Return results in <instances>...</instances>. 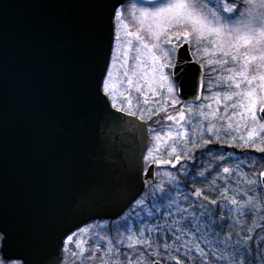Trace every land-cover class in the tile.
I'll return each mask as SVG.
<instances>
[{
  "label": "snow or ice",
  "instance_id": "obj_1",
  "mask_svg": "<svg viewBox=\"0 0 264 264\" xmlns=\"http://www.w3.org/2000/svg\"><path fill=\"white\" fill-rule=\"evenodd\" d=\"M123 3L124 0H99L96 5L107 10L109 46L105 51L102 20L98 21L90 97L107 121L131 124L137 136H150L144 163L149 168H175L182 157L191 158L194 148L213 142L212 137H204V132L215 134L217 123L233 140L264 153V0H244L243 6L236 0H217L216 4L210 0H153L150 8L131 5V24ZM185 45L199 56L195 61L197 76L201 72L209 74V94L203 95L205 84L200 80V94L193 103L176 115L167 114L169 108L184 104L177 91L178 69L174 61ZM214 87L221 90L213 91ZM160 113H166L167 121L172 122L167 130L164 126L146 127L145 114L151 118ZM124 117H133L145 127L125 121ZM205 121L208 126L202 129ZM188 126H192L198 142L190 137ZM215 139L219 140V135ZM222 171L231 174L234 169L223 167ZM164 175L178 194L173 197L163 183L153 189V193L159 192L168 200V218L163 224L145 226L147 232L142 228L138 234L129 229L130 234L121 238L97 232L96 240L89 236V227L79 232L69 228L62 233L61 243L55 245L56 251L46 264H264V251L257 256L250 243L254 241L251 233L255 228H264V195L249 194L258 188L264 192V171L242 173L244 189L232 188L229 176L223 178V187L213 180L209 191L217 192L218 198H210L204 189H195L190 194L195 200L189 194H179L177 176L171 172ZM199 176L204 177L205 172ZM235 182L239 185L240 180ZM146 201L147 194L136 201V206L144 209ZM148 215L153 216V210L149 209ZM249 217H254L250 225ZM223 226L228 227L227 233L222 231ZM233 236L241 247L229 244ZM15 246L12 232L0 222V249L5 250L0 264L12 261L8 253ZM24 264L32 261L25 259Z\"/></svg>",
  "mask_w": 264,
  "mask_h": 264
},
{
  "label": "water",
  "instance_id": "obj_2",
  "mask_svg": "<svg viewBox=\"0 0 264 264\" xmlns=\"http://www.w3.org/2000/svg\"><path fill=\"white\" fill-rule=\"evenodd\" d=\"M98 4L0 0V222L14 237L12 261L46 264L67 229L121 217L157 169L202 160L145 172L150 136L107 121L92 102L98 21L109 46L107 10ZM175 63L180 99L193 103L204 72L197 76L187 45Z\"/></svg>",
  "mask_w": 264,
  "mask_h": 264
},
{
  "label": "rangeland",
  "instance_id": "obj_3",
  "mask_svg": "<svg viewBox=\"0 0 264 264\" xmlns=\"http://www.w3.org/2000/svg\"><path fill=\"white\" fill-rule=\"evenodd\" d=\"M236 2L239 4L240 1L236 0ZM210 3L216 4L217 0H210ZM132 4H136L137 7H149L150 8V7L154 6L153 0H128L126 5L123 7L125 8V16L128 18V21L130 24L132 23V19L128 15V13H129V10L131 9ZM242 5H244V1H243ZM240 11H243V7L240 9ZM225 15H227V14H225ZM191 49H192L193 56H194L195 60L199 59V56L195 53L194 49L192 47H191ZM211 75L214 76V75H216V73H212ZM210 82L211 81L209 79V74L206 73L205 93H204L205 96H207L209 94L207 92V86L209 85ZM220 90H221L220 88H216V87L213 88V91H220ZM203 102L208 103L209 101L205 100ZM185 105H187V104L177 105V107L175 109L169 108L167 114L176 115L177 112L181 108H183ZM222 110L223 109H221V111ZM167 114L166 113H160L159 115H154L151 118H149L147 116V114H145V119L148 121V123H147L148 127L160 129L161 126H164V129L167 130V126L172 123L170 121H167V119H166ZM189 118H191V114H189ZM196 122H197L196 120L193 121V123H196ZM213 122H215V121H213ZM207 126H208L207 121H205L201 124L202 129L207 128ZM188 128H189L190 137L194 140H197V142H198L199 138L195 135L192 126H188ZM215 135H219L220 139L216 140ZM234 135H238V134L234 133ZM204 137L205 138L212 137L213 142L208 144V145H205L201 148H194L192 150V155H191V159H202L201 161H199L195 164H182L181 166H179V169H176V170H166V169L158 170L157 173H159V174L157 175L156 184L153 185L152 188L146 193L147 194L146 207L144 209H140L136 206V203H135L131 207V209L122 218H120L119 220L114 222L113 225L106 223V222H101V223H93V224L85 226V227H89L91 229L89 236L92 237V240H96L95 233H97V232H99V234L101 236L107 235V236H111L114 238H121V237H124V236L130 234V232L128 231L129 229H131V231L137 232V234L139 233V230L142 228L147 232V228L145 226L151 227L152 225L158 223L160 218H162V221L164 220V218H168V209L166 208L168 200L162 198L160 196L159 192L153 193V189L155 188V186L157 184L163 183V186L165 187L166 191H170L171 195L173 197H175L178 193L176 190H173V186L167 182L168 177H166L164 175L165 172H171L173 175H175L179 178L180 183L178 185H176V188L179 190V194H183V193H185V191H188V189L187 190L185 189L186 188L185 178H187L189 175H192L191 174L193 172L192 168L194 166H196V167L198 166V168L201 169L204 160L208 163L209 159L207 157L205 158V154L210 147H213V149L217 151L218 160L217 161L212 160L210 164H207L208 169H205L204 172L206 175L210 171L215 170L217 172V170H218L216 177H218V176L220 177V179H218V180L220 181L221 187L224 186V179L223 178L225 176H229L230 177L229 183H230L232 188L239 187L241 189H244L246 187V185L244 184L243 180L241 179V174L247 173L248 175H251L253 170H255L257 172L263 170V168H264V153H260V152L256 151L254 147L243 146V142L238 140V139L233 140L230 135L226 134L225 130H220L219 123H217V131L215 134L204 132ZM169 143H171V141ZM150 146H151V143H150ZM189 147H191V145H189ZM185 156H187V153H185ZM221 156L224 157L223 160L219 159V157H221ZM253 166H254V168H253ZM223 167L232 168V169H234V172L231 174H224L222 171ZM200 169H198L199 172H198L196 177H197V179H200L202 182L204 180L203 178L205 176L204 177L199 176V173L201 172ZM185 170H186V174H185ZM238 179L240 180L239 185H237L235 182ZM218 180L216 178L217 182H218ZM191 189L193 192L195 189H202V188L201 187L199 188V186H197V187L192 186ZM189 191H191V190H189ZM230 194H236V193H230ZM249 194L255 195V196H260V195H263V192L260 191V189L258 188V190L255 193H249ZM194 199H195V197H194ZM182 203H183V201L181 200L180 204L182 205ZM149 209L153 210V212H154L153 216L148 215ZM157 209H159V210L157 211ZM198 214L199 213H197V215ZM125 217H127V219H125ZM169 219H174V216L172 218H169ZM161 223L163 224V222H161ZM110 227L114 228L115 234H111ZM228 230L229 229L227 226L222 227V231L224 233H227ZM77 232H79V231H77ZM241 235H243V233ZM251 235L254 237V240H255V235L253 234V232L251 233ZM87 238L88 237H85V239H87ZM209 238L211 239V237H209ZM236 239H237V237L233 236V239L229 241V244L235 246ZM100 243L102 245L104 244L103 241H100ZM221 247H225V246H221ZM239 247H241V245L237 246V248H239ZM229 251H231V249H229ZM0 256H1V253H0ZM64 256L66 257L67 253H64ZM9 264H20V263L10 262Z\"/></svg>",
  "mask_w": 264,
  "mask_h": 264
},
{
  "label": "trees",
  "instance_id": "obj_4",
  "mask_svg": "<svg viewBox=\"0 0 264 264\" xmlns=\"http://www.w3.org/2000/svg\"><path fill=\"white\" fill-rule=\"evenodd\" d=\"M240 2H239V4L240 5H242V3H243V1L244 0H239ZM243 6V5H242ZM242 8V7H241ZM240 8V9H241ZM239 9V10H240ZM215 152V153H214ZM208 158L209 159V161H208V163L204 160V162H203V165H202V168L200 169V168H198V166L196 167V166H194L192 169H193V172L191 173L192 175H189L187 178H185V185H186V190L188 189V191H185V193H183V194H191V192H192V186H194V187H197V186H199V188L201 187L202 189H204V192H205V194L206 195H209L210 196V198H218V194H217V192H214V191H209V187H210V185H211V182L213 181V180H216V174L218 173V170H217V172L214 170V171H210L209 173H207L206 175H205V177L203 178L204 180L201 182V180L200 179H197V174H198V172H199V170L198 169H200L201 171L203 170H205V169H208V166H207V164H210L211 163V161L212 160H218V153H217V151L216 150H214L213 149V147H210L208 150H207V152H206V154H205V158ZM259 166V165H258ZM198 168V169H197ZM216 168V167H215ZM256 169V168H255ZM215 177V178H214ZM218 180V179H217ZM216 183H217V185H219V186H221L220 185V181L218 180V182L216 181ZM192 185V186H191ZM189 190H191V191H189ZM190 199H193V200H195L194 199V197L193 196H191L190 195ZM183 201V200H182ZM182 207L183 206H185L184 205V201H183V203H182V205H181ZM254 217H249L248 218V220H249V225H250V223H251V220L253 219ZM117 221V220H116ZM116 221H97V222H94V223H101V222H106V223H109V224H111V225H113V223L114 222H116ZM161 222H163L164 223V220L162 221V218H160L159 219V222L158 223H160V224H162ZM93 224V223H92ZM224 227V226H223ZM110 229H111V234H115V230H114V228H111L110 227ZM228 232V231H227ZM253 234L255 235V240L253 241V242H251V245H252V247L254 248V249H256V252H255V254L257 255V256H259V253H260V251H264V228H260L259 226H257L256 228H255V230L253 231ZM170 233H169V237H170ZM168 243L169 244H171L172 243V240L169 238L168 239ZM235 246L237 247L238 245L237 244H235Z\"/></svg>",
  "mask_w": 264,
  "mask_h": 264
}]
</instances>
